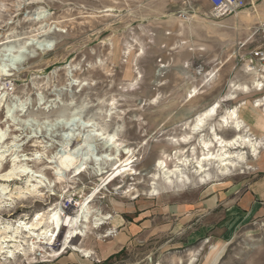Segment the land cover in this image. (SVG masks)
<instances>
[{
  "label": "rangeland",
  "instance_id": "rangeland-1",
  "mask_svg": "<svg viewBox=\"0 0 264 264\" xmlns=\"http://www.w3.org/2000/svg\"><path fill=\"white\" fill-rule=\"evenodd\" d=\"M28 2L0 0V42L10 33L27 37L45 31L54 46L51 51H41L31 45L22 65L0 79L4 89L0 93H5L6 100L19 97L32 101L40 94L45 101L56 100L58 108L72 97L76 104L82 100L89 103L87 114L106 110L113 100L109 128H120L119 140L133 149L132 166L140 175H121L105 186L89 169L67 187L55 184L52 191L43 190L42 199L5 202L0 206V223L30 218L54 205L64 211L68 196L75 195L78 204L98 190L91 206L109 218L96 229H90L89 221L83 238L77 232L73 236L72 245L90 251L88 258L70 246L63 249L65 229L45 253L11 258L3 254L0 264H264V216L225 230L220 227L221 209L187 223L167 213L176 203L194 211V204L245 184L258 158L246 154L244 163H236V168L222 176L211 170V178L205 182L189 175L191 185L175 181L169 185L161 172L155 181L150 177L162 157L169 170L178 153L180 158L200 157V141L211 139L210 127H215L223 140L232 139L237 133L219 125L227 111L236 110L245 122L264 130V88L257 91L251 86L254 79H264V61L251 59L254 52H264V0H248L236 17L224 19L210 16L206 0ZM37 8L47 12L45 20H32ZM179 14H185L184 19ZM69 67L72 79L80 82L82 89L65 87ZM193 91L195 96L189 99ZM260 100V107H254ZM215 103L219 104L216 115L207 121L203 132L188 144L172 142L186 135V124ZM34 113L38 119L46 116L39 109ZM3 120L0 112V123ZM19 134L11 128L10 135ZM241 134L260 142L259 155L264 151V139L248 126ZM21 138L24 142V135ZM37 138L47 140L45 134ZM32 146V140L27 141L20 154L32 159L41 149ZM51 153H56L54 160ZM31 159L28 164L33 170L55 163L57 169L67 172L72 164L69 153L56 145L39 162ZM44 174L54 178L52 170L45 169ZM9 185L13 189L23 184ZM76 207L73 204L67 214L75 213ZM143 212L149 213L150 226L145 229L140 219Z\"/></svg>",
  "mask_w": 264,
  "mask_h": 264
},
{
  "label": "bare ground",
  "instance_id": "bare-ground-1",
  "mask_svg": "<svg viewBox=\"0 0 264 264\" xmlns=\"http://www.w3.org/2000/svg\"><path fill=\"white\" fill-rule=\"evenodd\" d=\"M29 1V4L41 2V0ZM47 17V12L42 8H37L32 14V20L35 22L43 21ZM43 28L40 27L39 30H43ZM46 34L45 31H42L40 34L27 37H19L16 33L6 35L4 40L0 42V79L9 77L11 71L22 65L31 45L34 44L41 51H51L54 42ZM72 71L73 69H70V67L66 69L68 83L65 87L70 88L76 85L81 88V83L72 79ZM251 83L252 89L257 91L264 88V79L263 82L254 79ZM243 89L249 91L248 87H243ZM3 90L0 87V92ZM193 93L190 92L189 99L195 96V93ZM76 103L71 97L68 104H60L61 108H58L56 100L45 101L40 94L32 101L19 97L6 100L5 93H0V112L4 117V120L0 123V206L5 202L14 203L16 200L42 199L45 195L42 193L43 190L50 192L55 184H64L67 187L89 169L94 176L100 177L105 186L121 175L131 177L140 175L132 166L135 162L133 149L119 140L120 128L118 126L109 128L110 119L114 113V101L112 100L107 104L108 108L106 110L99 109L92 114L86 113L90 106L88 102L82 100L81 103ZM33 104L38 106L36 110L39 109L46 113L44 118L38 119L34 113L36 110L32 108ZM260 104L261 100L257 101L254 107H260ZM218 106L219 104L215 103L212 107L197 115L194 121L186 124L185 129L188 130V133L182 138L172 139V142L188 144L191 140H194V136L203 132L202 129H204L207 121L215 117ZM52 109L54 111L50 113L49 110ZM244 122L236 110L227 111V115L219 120V125L220 128L230 129L237 133L232 139L223 140L217 135L215 127H210L209 137L211 139L200 141V157L180 158L178 153V155H175L176 161L171 170L168 169L170 167H167V159L165 160L162 157L161 160L156 161L153 168L154 173L150 177L155 181L158 173L161 172L163 181L169 183V185H174V181L175 184H190L189 175L199 177L200 181L205 182L206 179L211 178V170L216 169L217 173L222 176L229 169L236 168V163H244L246 154L257 159L259 157L260 142L255 140L254 142L249 136L241 134L247 131ZM11 128L14 132L20 134L10 135ZM42 134L47 136L46 141L45 138L38 140L37 136ZM22 135H24V142L21 140ZM29 140H32L33 146L41 148L31 155L34 161L39 162L42 157L46 156V151L56 145L62 151L69 153L72 159L69 170L65 172L57 169L55 163L54 166L33 170L28 164L31 158L20 154L23 144ZM237 149L240 150L236 151ZM194 150L192 148L193 154ZM50 155V159L54 160L56 153ZM7 158V168L3 169ZM190 168L192 169L191 172ZM45 169L52 170L53 179L50 180L45 176ZM15 182H22L23 185L10 189L9 184ZM98 193V190H96L91 195L85 196L81 202L76 204L75 213L67 214L64 208V211H61L57 205H54L48 210L34 213L30 218L24 217L14 222L0 223V256L4 254L11 258L15 254L26 257L36 251L45 253L47 251L46 247L54 243L61 232L67 229L63 239V249L70 246L73 252L81 253L83 257L88 258L90 251L81 250L79 245H72V240L76 232L83 238L85 230H89L87 227L89 221L90 229H96L108 220V216L102 215L101 212L91 206ZM82 225L84 227L81 231L80 227Z\"/></svg>",
  "mask_w": 264,
  "mask_h": 264
},
{
  "label": "crops",
  "instance_id": "crops-1",
  "mask_svg": "<svg viewBox=\"0 0 264 264\" xmlns=\"http://www.w3.org/2000/svg\"><path fill=\"white\" fill-rule=\"evenodd\" d=\"M255 115L259 117L258 114L255 113ZM244 123L256 135L264 139V132L261 129L247 122ZM253 167L254 172L245 184L230 188L202 204H194V211L188 210L182 203H176L171 209H167V213L180 223H187L191 219H203L215 210L221 209L223 218L220 227L225 230H234L246 221L264 216V151L260 152L257 161H253ZM148 215L149 213L146 212L141 214L142 229L150 226Z\"/></svg>",
  "mask_w": 264,
  "mask_h": 264
},
{
  "label": "built area",
  "instance_id": "built-area-1",
  "mask_svg": "<svg viewBox=\"0 0 264 264\" xmlns=\"http://www.w3.org/2000/svg\"><path fill=\"white\" fill-rule=\"evenodd\" d=\"M210 6V16L214 19H224L229 17H236L241 10L246 6L248 0H206ZM185 14H179V18L184 19ZM252 61L260 60L264 61V52L257 51L252 54ZM75 200V195L68 196L65 199V205L63 206L65 212H67Z\"/></svg>",
  "mask_w": 264,
  "mask_h": 264
}]
</instances>
